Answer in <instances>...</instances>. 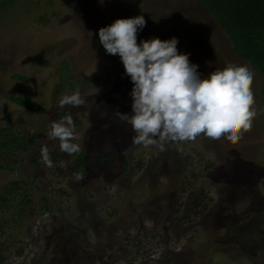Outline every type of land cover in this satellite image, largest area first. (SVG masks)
Returning a JSON list of instances; mask_svg holds the SVG:
<instances>
[{
  "label": "rangeland",
  "instance_id": "374dc122",
  "mask_svg": "<svg viewBox=\"0 0 264 264\" xmlns=\"http://www.w3.org/2000/svg\"><path fill=\"white\" fill-rule=\"evenodd\" d=\"M2 3L0 128L11 126L23 139L33 134L38 150L56 143L47 137L51 122L71 116L85 165L80 181L31 163L29 152L18 154L12 170L0 168V185L24 180L34 208L20 225L10 220L0 232V264H264L260 78L233 53L199 0ZM137 15L146 20L137 43L176 24L177 50L189 54L201 78L228 63L254 71L257 114L237 143L201 135L166 143L163 151L132 144L130 126L113 113L131 112L133 84L120 57L105 52L98 30ZM76 90L86 103L59 107L60 98ZM18 95L31 98L34 109L20 105ZM110 153L115 160L107 162ZM201 191L195 214L189 200Z\"/></svg>",
  "mask_w": 264,
  "mask_h": 264
},
{
  "label": "clouds",
  "instance_id": "9594fccd",
  "mask_svg": "<svg viewBox=\"0 0 264 264\" xmlns=\"http://www.w3.org/2000/svg\"><path fill=\"white\" fill-rule=\"evenodd\" d=\"M145 25L144 16L137 15L117 18L98 30L105 52L120 57L133 84L131 112L113 113L130 126L132 144L163 151L166 143L194 142L201 135L214 140L226 136L229 142L237 143L251 130L257 114L251 87L254 71L246 65L228 63L201 78L189 54L178 52L176 37H152L137 43V33ZM85 103L76 90L63 95L59 107L78 108ZM47 137L58 139L60 151L70 156L81 150L80 144L73 142L79 136L71 116L52 121ZM40 155L45 166H54L46 145ZM73 176L77 181L84 179L80 173Z\"/></svg>",
  "mask_w": 264,
  "mask_h": 264
},
{
  "label": "trees",
  "instance_id": "16d2710c",
  "mask_svg": "<svg viewBox=\"0 0 264 264\" xmlns=\"http://www.w3.org/2000/svg\"><path fill=\"white\" fill-rule=\"evenodd\" d=\"M199 2L223 30L229 40L233 53L257 71L260 78L258 105L264 121V0H199ZM176 30V24L170 23L158 31L154 37H159L162 40L170 39ZM64 66L68 67L67 61L64 62ZM13 77L23 78L22 75H13ZM70 85L73 86L72 83ZM14 98L20 105L34 109L31 98L25 95H18ZM60 113L67 114V111L62 110ZM34 141L35 136L33 134L23 139L11 126L0 128V168L12 170L11 165L20 159L18 154L21 152L23 154L29 152L33 156L31 163L37 165L42 163L41 148L38 150L34 149ZM73 142L77 143L76 141ZM59 145L60 141L57 139L55 144L48 147L50 158L54 164L53 167H48L50 171L63 175L65 173H81L85 165L83 147L81 146L79 153L70 156L65 152H61ZM105 160L112 162L115 160V155L110 153ZM62 162L63 166H61ZM24 184L26 182L22 179H12L0 185V232L7 228L8 224L11 223L10 220L12 222L17 221L19 224L21 223L19 220L24 216L33 213V200L30 197L28 185L23 187ZM181 191L187 192L183 186L181 187ZM203 194L204 192L201 191L199 195L189 200L192 213L196 214L198 212ZM41 199L46 208L48 204L47 198L42 196ZM176 210H179V205L176 207ZM9 211L12 213L10 212L7 215ZM1 249L2 243H0ZM4 260L5 256L0 253V263Z\"/></svg>",
  "mask_w": 264,
  "mask_h": 264
}]
</instances>
